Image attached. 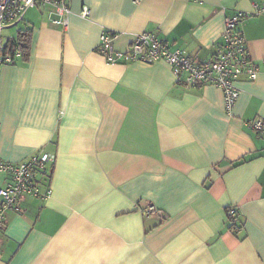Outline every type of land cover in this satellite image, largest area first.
Listing matches in <instances>:
<instances>
[{"label":"crops","instance_id":"crops-1","mask_svg":"<svg viewBox=\"0 0 264 264\" xmlns=\"http://www.w3.org/2000/svg\"><path fill=\"white\" fill-rule=\"evenodd\" d=\"M262 3L71 0L66 29L54 7L29 10V59L0 73V164L40 150L56 162L50 195L6 214L0 264H264V136L247 126L264 119ZM235 12L253 14L241 29L259 72L238 81L230 112L220 88L179 85L164 61L110 64L97 50L105 32L124 53L154 32L209 61Z\"/></svg>","mask_w":264,"mask_h":264},{"label":"built area","instance_id":"built-area-1","mask_svg":"<svg viewBox=\"0 0 264 264\" xmlns=\"http://www.w3.org/2000/svg\"><path fill=\"white\" fill-rule=\"evenodd\" d=\"M71 0H0V73L5 65L15 64L21 58V46L17 45L16 28L25 20L27 12L43 6L54 7L62 18L53 23L68 27ZM141 0H135L140 3ZM255 14H264V3L254 4ZM90 11L84 8L82 15L88 17ZM253 14L235 12L226 18L224 32L221 36L219 50L209 61H200L186 50H171L169 45L160 39L154 32L138 34L130 50L126 53L117 51L113 46V35L105 32L102 35L98 52L110 64L120 62H141L154 64L159 61L166 62L175 74L178 84L196 88L206 85L216 86L223 91L227 110L230 112L237 103L240 89L237 85L242 77L255 79L259 67L251 57L247 40L241 29L246 18ZM14 30V35L7 34ZM9 41L15 42V56L6 53ZM252 131L264 136V119L258 117L247 123ZM56 157L49 152L40 150L21 162H4L0 164L8 177L6 185L0 189V232L6 226V214L9 211L23 213V200L25 196H35L46 199L50 195L52 167ZM46 185V191L42 187ZM146 214H156L155 207H148ZM228 220L236 222L238 213L229 209Z\"/></svg>","mask_w":264,"mask_h":264},{"label":"trees","instance_id":"trees-1","mask_svg":"<svg viewBox=\"0 0 264 264\" xmlns=\"http://www.w3.org/2000/svg\"><path fill=\"white\" fill-rule=\"evenodd\" d=\"M31 41H32V31L31 30H21L17 33V38H16V43L17 45L21 46V61H28L29 55H30V49H31ZM6 53L12 55L13 57L15 56V42L9 41L7 48H6ZM228 230L238 233L242 228V223L240 221V215L238 214V220L236 222H230L228 220ZM6 229V226H5ZM5 229L2 231L4 232ZM0 232V233H2Z\"/></svg>","mask_w":264,"mask_h":264},{"label":"rangeland","instance_id":"rangeland-1","mask_svg":"<svg viewBox=\"0 0 264 264\" xmlns=\"http://www.w3.org/2000/svg\"><path fill=\"white\" fill-rule=\"evenodd\" d=\"M22 24H20L16 29L17 30H20V29H22V26H21ZM10 33H14V30H12Z\"/></svg>","mask_w":264,"mask_h":264}]
</instances>
